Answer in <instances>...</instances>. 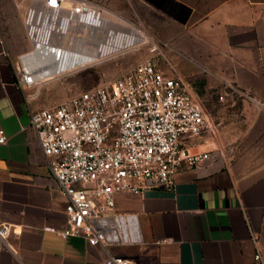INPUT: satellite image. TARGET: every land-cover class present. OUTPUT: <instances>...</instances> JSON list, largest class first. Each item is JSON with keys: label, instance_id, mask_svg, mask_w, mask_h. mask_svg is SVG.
<instances>
[{"label": "crops", "instance_id": "0c3cea01", "mask_svg": "<svg viewBox=\"0 0 264 264\" xmlns=\"http://www.w3.org/2000/svg\"><path fill=\"white\" fill-rule=\"evenodd\" d=\"M143 1L145 12L165 13L160 0ZM165 1L186 16L122 21L151 37L165 76L175 71L220 88L242 121L224 125L231 143L203 135L202 149L218 147L221 155L179 170L171 191L117 196L116 211L136 215L141 244L107 251L133 264H264V0H225L200 16ZM25 10L26 0H0V128L8 137L0 145V224L11 228V250L0 241V264H104L103 248L57 234L65 228L66 201L28 127L29 111L41 108L17 81L16 60L31 50Z\"/></svg>", "mask_w": 264, "mask_h": 264}, {"label": "built area", "instance_id": "2783aa9c", "mask_svg": "<svg viewBox=\"0 0 264 264\" xmlns=\"http://www.w3.org/2000/svg\"><path fill=\"white\" fill-rule=\"evenodd\" d=\"M94 8L90 0H26L31 51L18 58V86L35 84L22 59L36 51L38 37L50 30L77 36L76 23L92 16ZM152 45L150 52H158ZM28 127L66 201L65 228L58 236L81 237L88 246L103 248L104 264H133L107 250L141 244L137 217L116 211L117 196L171 191L179 170L215 159L211 152L193 153L190 145L210 130L198 97L175 71L165 76L151 59L56 106L29 111ZM7 140L0 128V145ZM10 230L0 224V241L9 250Z\"/></svg>", "mask_w": 264, "mask_h": 264}, {"label": "rangeland", "instance_id": "374dc122", "mask_svg": "<svg viewBox=\"0 0 264 264\" xmlns=\"http://www.w3.org/2000/svg\"><path fill=\"white\" fill-rule=\"evenodd\" d=\"M114 1V7L109 6L107 3H94L98 8H94L92 16L108 20V23L112 24L117 29L122 26L128 27L134 32L141 34L144 40L134 44L130 48L109 55L92 66L82 68L77 72L63 75L58 79L51 81L35 83L31 86H27L29 95L32 100L39 105V108L42 109L56 106L70 96L80 94L86 90L120 78L146 59H151L157 65L161 62L163 66L167 67L165 60L160 54H158V52H150V48L154 43L151 37L144 30L140 31L136 28H130L128 25L131 24L126 25L122 21V18H130L132 23H135V18H184L187 12L179 6L175 7L172 4L167 3L168 1L160 0L162 9L165 11L160 17L159 15L153 14V12H145L143 4H146V2L143 0ZM178 1L196 8L197 11L195 14L196 16H200L225 0ZM16 65H19L18 59L16 60ZM183 80L199 98L210 123V130L208 133L199 135L191 141L190 145L192 147V152H211L215 158H218V156L221 155V151L218 147L206 151L202 149L201 146L206 143L202 136L206 135L210 143H231L234 140L232 131H222V129H224V125H228L229 123L231 125L234 121L239 126L242 119L238 114V105L237 103L220 100V97L223 94L222 90L215 87H206L205 81L200 77L192 82L185 79ZM223 110L227 113L226 116L224 115L225 118H223L224 116L222 114H218Z\"/></svg>", "mask_w": 264, "mask_h": 264}, {"label": "bare ground", "instance_id": "6f19581e", "mask_svg": "<svg viewBox=\"0 0 264 264\" xmlns=\"http://www.w3.org/2000/svg\"><path fill=\"white\" fill-rule=\"evenodd\" d=\"M76 24L79 27L77 36L50 30L46 37H38L36 51L22 59L35 83L77 72L144 40L141 34L128 27L117 29L108 20L95 16L83 17Z\"/></svg>", "mask_w": 264, "mask_h": 264}]
</instances>
